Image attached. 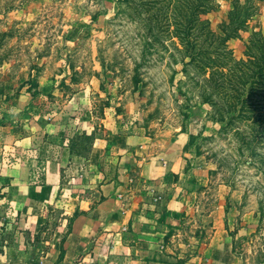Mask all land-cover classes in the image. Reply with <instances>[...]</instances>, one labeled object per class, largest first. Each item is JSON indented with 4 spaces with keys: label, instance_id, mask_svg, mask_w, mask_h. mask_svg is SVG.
I'll return each mask as SVG.
<instances>
[{
    "label": "rangeland",
    "instance_id": "1",
    "mask_svg": "<svg viewBox=\"0 0 264 264\" xmlns=\"http://www.w3.org/2000/svg\"><path fill=\"white\" fill-rule=\"evenodd\" d=\"M167 1L162 21L148 0H0V251L10 259L2 264H18L25 247L36 254L40 241L60 242L61 258L83 212L76 202L98 203L100 183L116 175L124 192L146 187L182 200L169 233L181 229L178 238L191 242L185 256L264 264V102L259 121L203 102L208 74L186 57L174 34L176 0ZM235 2L247 23L225 43L242 59L253 32L264 38V0H211L199 18L224 35ZM110 132L146 139L121 159ZM150 154L172 191L164 176L144 177L139 163ZM42 215L30 236L31 216ZM14 227L22 238H10ZM10 239L25 246L12 250Z\"/></svg>",
    "mask_w": 264,
    "mask_h": 264
},
{
    "label": "crops",
    "instance_id": "2",
    "mask_svg": "<svg viewBox=\"0 0 264 264\" xmlns=\"http://www.w3.org/2000/svg\"><path fill=\"white\" fill-rule=\"evenodd\" d=\"M110 134L117 137L110 151L112 150V153H116L121 159L125 155H131L134 150H137V145L141 146L146 139L143 132H138L137 136L122 135L119 132H110ZM95 146L92 151L97 153L100 149L99 146L97 148ZM148 158H152L151 154L139 163L144 169V177L163 178L165 172L162 170L165 168L159 162H153ZM135 165H137L136 160L134 164L127 166L133 169ZM143 175L141 171L140 176ZM94 177L97 178L98 175ZM168 177L166 174L163 178L164 182L165 180L168 182L164 183L166 184L165 189L172 191ZM120 180L121 178L116 175L102 181L100 183L102 199L95 205L90 206L89 202L84 200L76 202L79 211L83 212L74 216L69 232L62 239L61 258H57L60 252V242L57 244L52 242V248L51 246L49 248L47 241H40L37 243L36 254H33V248L25 247L24 255H17L18 264H36L38 258L41 264H211L209 257L203 258V256L192 253L185 256L186 246L191 242L185 244L178 238L182 235L181 229L173 227L174 232L169 233V226L175 223L174 209L179 204L182 205V200L175 199L173 192L170 194L164 190L163 196L154 195L159 196V200L152 204L154 196L149 195L146 187L142 191L129 188L128 192H124L125 189ZM41 218L31 216L28 226L30 236L42 229L43 226L40 224L46 219L44 215ZM38 219L41 220L39 226L35 224V222L38 223ZM5 231L7 230L4 228L0 229V246L6 239ZM10 231L12 233L10 238H22L21 235L24 234L19 227H14ZM213 239L210 243L215 245ZM15 240L10 239L12 250L18 246L17 244L21 247L25 246L20 242L15 244ZM195 242L197 243V240ZM28 244L30 246V242ZM200 249L202 250V244ZM37 254H40V257H37ZM6 256L5 252L0 251V264L6 260L10 263V259H5Z\"/></svg>",
    "mask_w": 264,
    "mask_h": 264
},
{
    "label": "trees",
    "instance_id": "3",
    "mask_svg": "<svg viewBox=\"0 0 264 264\" xmlns=\"http://www.w3.org/2000/svg\"><path fill=\"white\" fill-rule=\"evenodd\" d=\"M210 1L176 0L172 6L179 19L174 18V34L184 45L186 57L193 66L199 68L198 74L201 77L208 74L204 76L205 80L201 84L204 87L201 93L203 102L216 106L217 101H224L225 106L221 107L227 112L243 116L248 111L254 116L258 104L264 102V38L253 32L245 50L248 57L236 59L226 47L225 40L242 25H246L247 16L240 15L239 8L242 6L235 2L229 20L222 28L224 35H218L205 20L199 18ZM164 4L168 6L170 1L148 0L145 7H153L156 16L160 15L163 21L166 19ZM136 77L137 73L134 78ZM137 81L136 78L135 83Z\"/></svg>",
    "mask_w": 264,
    "mask_h": 264
},
{
    "label": "built area",
    "instance_id": "4",
    "mask_svg": "<svg viewBox=\"0 0 264 264\" xmlns=\"http://www.w3.org/2000/svg\"><path fill=\"white\" fill-rule=\"evenodd\" d=\"M153 200H154V201L159 200V196H154V197H153Z\"/></svg>",
    "mask_w": 264,
    "mask_h": 264
}]
</instances>
